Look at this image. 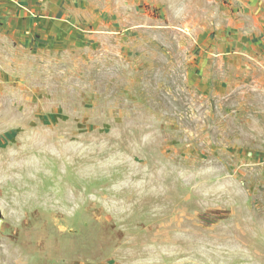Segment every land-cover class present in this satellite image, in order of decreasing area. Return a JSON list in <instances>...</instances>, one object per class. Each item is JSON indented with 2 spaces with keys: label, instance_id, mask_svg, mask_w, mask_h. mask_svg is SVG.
I'll use <instances>...</instances> for the list:
<instances>
[{
  "label": "rangeland",
  "instance_id": "rangeland-1",
  "mask_svg": "<svg viewBox=\"0 0 264 264\" xmlns=\"http://www.w3.org/2000/svg\"><path fill=\"white\" fill-rule=\"evenodd\" d=\"M248 2L0 0V264H264Z\"/></svg>",
  "mask_w": 264,
  "mask_h": 264
},
{
  "label": "crops",
  "instance_id": "crops-1",
  "mask_svg": "<svg viewBox=\"0 0 264 264\" xmlns=\"http://www.w3.org/2000/svg\"><path fill=\"white\" fill-rule=\"evenodd\" d=\"M250 10L258 16H264V0H247ZM23 9H26L22 3Z\"/></svg>",
  "mask_w": 264,
  "mask_h": 264
}]
</instances>
